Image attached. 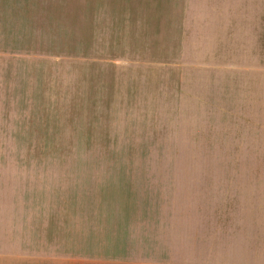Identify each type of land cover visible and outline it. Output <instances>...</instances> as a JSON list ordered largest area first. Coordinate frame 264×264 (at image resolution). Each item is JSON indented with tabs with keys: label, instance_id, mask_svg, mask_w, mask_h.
<instances>
[{
	"label": "rangeland",
	"instance_id": "obj_1",
	"mask_svg": "<svg viewBox=\"0 0 264 264\" xmlns=\"http://www.w3.org/2000/svg\"><path fill=\"white\" fill-rule=\"evenodd\" d=\"M255 63L264 0H0V160L29 264H227L215 72Z\"/></svg>",
	"mask_w": 264,
	"mask_h": 264
},
{
	"label": "crops",
	"instance_id": "obj_2",
	"mask_svg": "<svg viewBox=\"0 0 264 264\" xmlns=\"http://www.w3.org/2000/svg\"><path fill=\"white\" fill-rule=\"evenodd\" d=\"M227 65L216 69L214 103V217L217 225L219 221L223 224L219 231L226 240L221 262L264 264V63H255L248 70ZM235 70L237 82L245 88L241 111L233 105ZM226 77L229 89L222 84ZM219 94L224 95L223 104H219ZM2 119L3 128L13 118L6 113ZM14 174V160H0V264H29V247H24L23 240L15 242ZM218 250L217 238L215 257Z\"/></svg>",
	"mask_w": 264,
	"mask_h": 264
}]
</instances>
